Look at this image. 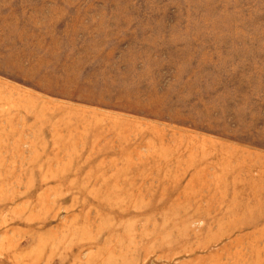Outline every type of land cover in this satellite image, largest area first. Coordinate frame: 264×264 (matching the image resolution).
Instances as JSON below:
<instances>
[{"label":"rangeland","instance_id":"1","mask_svg":"<svg viewBox=\"0 0 264 264\" xmlns=\"http://www.w3.org/2000/svg\"><path fill=\"white\" fill-rule=\"evenodd\" d=\"M0 264H264V0H0Z\"/></svg>","mask_w":264,"mask_h":264}]
</instances>
